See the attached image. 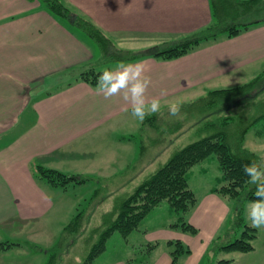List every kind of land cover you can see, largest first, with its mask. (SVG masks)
Returning a JSON list of instances; mask_svg holds the SVG:
<instances>
[{
    "label": "crops",
    "instance_id": "1",
    "mask_svg": "<svg viewBox=\"0 0 264 264\" xmlns=\"http://www.w3.org/2000/svg\"><path fill=\"white\" fill-rule=\"evenodd\" d=\"M62 1L73 14L91 20L116 47V42L137 36L151 39L146 46L162 45L196 32L214 20L211 0ZM262 29L264 26L234 37L206 41L171 60L148 56L120 63L145 64L148 69L145 75L151 78L146 97L148 100L160 97L163 103L179 97L180 92L199 80L227 78L235 68L264 58ZM251 51L246 60H236ZM97 57L93 42L52 14L40 0H0V242L15 232L25 231L33 236L47 227L43 221L56 205L53 192L59 188L38 178L36 164L62 171V166L73 160L67 152L69 148L78 150V143L105 127L110 116L105 108L131 111L122 94L105 99L96 93V87L78 78L82 67L95 62ZM120 63H113L110 69ZM178 63H185L180 72L166 67ZM162 89L167 90L166 96H160ZM206 167L201 166L200 173L207 172ZM105 173L112 183L118 175V172ZM193 173V169L188 172L189 185ZM221 176L222 173L190 211L188 220L195 226H199L195 221L198 211L212 220L211 216H217L215 209L226 203L223 196L214 192ZM9 243H13L10 248L0 250V264H21L18 261L21 255L27 256L23 264H31L30 257L36 256V250L15 252L10 249L20 244ZM233 258L230 264H264V229H259L253 251L235 252ZM170 263L168 259L166 264Z\"/></svg>",
    "mask_w": 264,
    "mask_h": 264
},
{
    "label": "rangeland",
    "instance_id": "2",
    "mask_svg": "<svg viewBox=\"0 0 264 264\" xmlns=\"http://www.w3.org/2000/svg\"><path fill=\"white\" fill-rule=\"evenodd\" d=\"M216 5L219 8V3ZM263 16L264 12L260 11L253 16L250 14L242 18L257 19ZM226 17V21L230 22L235 14ZM262 26L264 23L252 28ZM76 28L93 42L99 56L96 61H100L102 51L98 42L80 28ZM260 32L264 34V29ZM186 36L167 40L166 43L175 42ZM150 40L137 36L123 43L116 42V45L118 48L135 51L161 45L158 43L146 46ZM230 49L232 50V47ZM252 52L236 60H246ZM112 64L113 62L102 63L101 69L111 67ZM184 64H171L166 67L171 71H179ZM263 70L264 58L253 59L244 66L235 68L234 71L230 70L227 78L224 76L205 82L199 80V85L197 82L195 86L180 92L179 98L183 103L181 111L185 114L183 120L169 117L163 103L164 116L152 115L143 123L132 118L130 110L123 113L124 110L120 108L114 111L112 108L109 110L105 108V113L110 114L107 123L104 124L105 127L101 128L97 135L94 134L90 139L86 138L78 143V150L69 148L67 152L71 154L73 160L62 166V171L66 174H79L78 176L86 178L87 181L70 185L66 189L58 187L59 191L53 192L56 205L47 220L43 221L47 225L44 230L33 236L25 231L15 232L12 236H4L2 241L20 244L10 249L15 252L36 250V256L30 257L31 264H47L53 253H56L53 264H81L91 246L99 238V228L113 221L123 199L188 143L220 130H224L230 141L235 143L241 139L242 131L249 125L243 137L245 145L260 157H264V118L250 125L256 117L264 114V84L247 92L220 93L213 96L207 93L216 88L244 84ZM201 95L203 97L198 98ZM225 118H229L228 126L223 124ZM75 150L76 153H73ZM213 158L214 160L202 161L191 168L194 173L189 186L193 188L191 189L197 199L201 198L209 187L215 185L216 177L222 173L218 159ZM201 166H207V172L204 174L200 173ZM113 168L115 171L118 170L116 171L118 175L113 178L112 183L107 181L105 172L116 173ZM222 198L226 203L222 208L215 209L217 216H211L212 220L206 219L201 210L197 212L195 221L199 226L193 224L198 229L197 233L173 226L179 223L180 219L191 223L188 220L191 210L187 213L171 212L169 202L162 201L146 215L139 228L128 236L115 231L109 237L106 249L92 264H166L168 259L170 262L172 260L171 251L174 246L168 245L170 240H181L190 249V253L180 257V264H217L222 259L235 257V252H228L219 246L240 237L244 226L236 223L237 200ZM250 202L243 204L242 215L247 224H250L247 217ZM79 212L84 213L81 228L76 232L67 233L59 243L63 228ZM153 244L156 246L152 247ZM25 258H27L25 255L18 256V261L23 264Z\"/></svg>",
    "mask_w": 264,
    "mask_h": 264
},
{
    "label": "trees",
    "instance_id": "3",
    "mask_svg": "<svg viewBox=\"0 0 264 264\" xmlns=\"http://www.w3.org/2000/svg\"><path fill=\"white\" fill-rule=\"evenodd\" d=\"M40 2L52 14L66 20L73 27L80 28L100 45L102 51L101 59L99 58L100 61L84 65L78 76L80 80L93 87H96L98 75L104 70L110 69V67L101 69L102 63L130 62L148 56L171 60L188 54L206 41L218 39L221 36L220 34L234 37L253 26L264 23V16L257 19L242 18L243 16H250V14L253 16L254 13L257 14L260 11L264 12V0H211L214 20L210 25L175 42L164 43L141 51H133L116 47L114 42L98 26L83 16L73 14L62 0H40ZM217 3H219V8L216 5ZM240 8L242 10L239 11ZM233 13L235 17L232 21L227 22L226 16ZM238 18H241V20ZM262 84H264V70L244 84L212 90L208 94L213 96L220 93L247 92ZM262 118H264V114L256 117L250 125ZM223 120V124L228 126L229 118ZM248 128L249 125L242 131L241 139H238L235 143L230 141L224 130H220L188 143L177 150L157 171L123 199L113 221L99 228V238L91 246L81 264H92L96 257L106 249L107 241L115 231L120 232L123 236H128L134 230H137L146 215L164 200L168 201L170 209L177 213H187L192 210L197 203V197L189 186L188 172L194 165L210 157L218 159L222 172L219 186L214 188V192L223 197L237 200L236 223L244 226L240 237L219 246V248L236 253L253 251L255 249V241L259 236V229H253L249 224L245 223L242 212L243 204L255 199L253 195L255 187L248 183V177L244 174L243 167L260 158V156L245 145L243 137ZM35 173L38 178L45 179L54 187H62L64 189L70 185H78L87 181L86 178L81 176L69 175L42 164H36ZM83 216V212L77 213L70 223L64 227L59 243L67 233L76 232L81 228ZM173 226H180L192 233H197L198 231L193 224L184 220L181 221V219L179 223ZM12 245L13 243L0 242V250H6ZM168 245L174 246L171 251L172 260L170 264H180V257L190 253V249L181 240H170ZM155 246L156 244L152 245V247ZM55 254L51 255L47 264H53ZM233 260L234 258L222 259L217 264H230Z\"/></svg>",
    "mask_w": 264,
    "mask_h": 264
},
{
    "label": "clouds",
    "instance_id": "4",
    "mask_svg": "<svg viewBox=\"0 0 264 264\" xmlns=\"http://www.w3.org/2000/svg\"><path fill=\"white\" fill-rule=\"evenodd\" d=\"M147 71V66L143 63H120L114 69H106L98 75L95 91L105 99L122 94L123 100L131 106V117L140 123L152 115L164 116L160 97H153L151 100L146 97L151 84V78L145 75ZM166 95L167 90L162 89L160 96ZM163 105L166 106L169 117L178 120L185 118L181 111L183 103L179 97L166 99ZM243 172L248 177V183L255 187V199L247 208L249 226L253 229H264V157L244 165Z\"/></svg>",
    "mask_w": 264,
    "mask_h": 264
}]
</instances>
